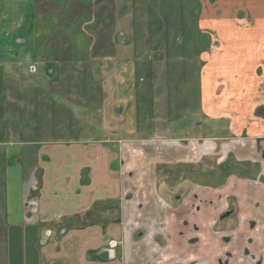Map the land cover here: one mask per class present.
I'll list each match as a JSON object with an SVG mask.
<instances>
[{
	"label": "crops",
	"instance_id": "0c3cea01",
	"mask_svg": "<svg viewBox=\"0 0 264 264\" xmlns=\"http://www.w3.org/2000/svg\"><path fill=\"white\" fill-rule=\"evenodd\" d=\"M48 1L61 27H48V17L37 22L35 0H0V21L11 25L0 31V264H215L226 256L231 264H251L252 256L264 264V0H196L197 30L172 31L176 43L165 45L162 56L154 45L143 51L138 31L127 35L130 44L119 33L116 45L109 41L113 30L62 29L73 17L94 22L101 0ZM116 1L124 12L126 0ZM98 37L107 40L99 45ZM74 53L100 56L81 61ZM35 57L33 85H22V100L10 97L3 77L10 83L13 70L28 71ZM168 67L194 75L197 67L196 91L184 90L189 76L180 82L183 92L162 78L151 90L137 87L140 71ZM83 69L101 71L99 83L87 78L84 96L73 88L77 78L66 92L53 77ZM49 82L71 106L55 105L44 92ZM36 84L45 89L33 97ZM71 107L88 110H81V122L66 117ZM36 108L52 128L41 132L76 136L23 139L32 134ZM229 154L238 169L215 176ZM212 157L208 183L191 184L182 173L167 185L174 168ZM231 229L234 236L223 241Z\"/></svg>",
	"mask_w": 264,
	"mask_h": 264
},
{
	"label": "rangeland",
	"instance_id": "374dc122",
	"mask_svg": "<svg viewBox=\"0 0 264 264\" xmlns=\"http://www.w3.org/2000/svg\"><path fill=\"white\" fill-rule=\"evenodd\" d=\"M46 1V4H45ZM36 2V6H35V18L37 20V22L39 23L42 18L48 17L47 19V26L50 28H55L57 27H61V22L59 24V22H57V18H54V14H56V7L53 6V4H49L50 2L48 0H35ZM100 1H98L97 3H95L94 5V12L96 15L95 16V20L94 22L91 23V21L89 20H84V18L87 16H79L78 20L76 17H73V19L71 21L67 22L68 25V29H65L64 27H62L63 30H72L74 29L75 32L82 33L83 31H94L98 34V32L104 30H113V32L115 33V37L114 38H109L110 42H113L114 44L117 45V43H120V38L119 35L122 34L124 36H122L124 39V43L125 44H130V42L134 41L131 39V37H127V35H130L132 32H136L138 31V34H140L141 36L138 37L137 39H135V42L139 43L140 47H143V51L146 50L149 51V48H152L153 45L155 46L153 51L155 52V54L157 56H162V54H160V52H162L164 50L165 45H168L170 42L171 43H176L175 40H173V37L171 38L170 33L172 31H177L178 34L182 35L183 33L186 32H190V31H195L197 30V22H196V9L198 8L196 5V0H126L125 2V8L123 9L124 12H126V16H125V22H124V12L120 11V7L121 4L119 5L118 1H113L111 4L110 2H106L102 1L103 3L102 5L99 4ZM210 2L212 3V0H210ZM38 4V5H37ZM6 7L2 10L5 11ZM10 10V9H9ZM28 11V8H27ZM1 12V11H0ZM26 12V11H24ZM32 13L29 12L28 15H30ZM76 13V10L75 12ZM91 17V15H90ZM3 18H7V17H3ZM9 18V16H8ZM11 18H13V21L16 22V18L17 15H12L11 14ZM80 19V21H79ZM31 20L30 18H28V21ZM9 20H4L2 19L0 21V31L4 32V29H8L9 24L8 23ZM11 21L10 24H13L14 22ZM2 22V23H1ZM13 22V23H12ZM18 22V21H17ZM26 24L21 23L23 25H26V27L28 26L27 21H24ZM30 22V21H29ZM22 25V26H23ZM3 30V31H2ZM120 33V34H119ZM150 33H152V35H154L155 33L158 34V37L156 39H150L149 35ZM39 34L41 35V33L39 32ZM43 34H47L46 30ZM147 35V36H146ZM3 36V35H2ZM100 36V35H99ZM7 38H5L6 41ZM14 38H10L8 37V43H12L14 40ZM13 40V41H12ZM44 40V39H43ZM64 40L69 41V38H65ZM89 41V39H87ZM87 40H82V43H80L79 45V49H84V46L87 42ZM97 42H99V45H103V41L107 40L104 38H97L96 39ZM132 40V41H131ZM97 46V45H96ZM181 50V47L180 49ZM94 51H97L96 49H94ZM93 51V52H94ZM100 52V51H99ZM176 52V51H175ZM181 52V51H179ZM177 53L178 56H180L181 53ZM150 55V54H148ZM87 55L85 54H77L74 53L72 54V59L74 60V58H77V60H81V61H88L89 59L86 58ZM99 57L100 53H97V55H91L89 56L90 59L93 57ZM196 54L190 55L191 60H196L198 56H196ZM23 60V59H22ZM32 60V61H31ZM29 59V68L28 71L26 69H24L21 66V69L19 70H13V73L11 75V82H8V77H3V79L5 80L6 86L8 87V89H10V97H11V93L14 92V94H16L15 98L18 100H22L23 99V95H24V87L22 89V85H25L26 81H30L31 84L32 83V79L33 77L36 75L37 72V57H35V59ZM21 61V59H20ZM27 61V59H26ZM33 65L35 66L36 69L31 68V66L33 67ZM196 66V65H195ZM197 69V67H196ZM196 69L194 70V73L192 74L191 71H187L186 69H182V70H174L171 67L166 70L163 71H159L157 73H154L155 71H151V74H147L148 70H143L140 71L138 74V76L136 77V81H137V87L139 88H143V87H147L148 90H151V88L154 87V84H156V80L157 82H161L162 80L160 78L163 79V82L168 86V88H172L171 86V82L173 80L174 83V89L177 90L178 92H183V87L181 86V80L183 79H187L186 77L189 76V79H191L188 82V85L184 87L185 92H195L196 91V87L192 85L191 81H192V77L196 76L197 72ZM34 72V73H33ZM46 72H50L49 70H47ZM45 72V77H48V75ZM150 72V71H149ZM93 71L92 70H59V71H55L54 76L55 78L60 79L63 84L65 85V87H63V90L68 92L69 90V86H68V80L72 79L74 80L75 78H77V86H73V88H77L78 89V94L80 95H85L86 93V86L84 84L87 83V78L89 80V78L91 79V76H93L95 78V82L99 83V78H100V74L101 71H95V73L92 75ZM14 74V76H13ZM50 78V77H49ZM37 82V81H36ZM67 82V83H66ZM89 82V81H88ZM52 82H49L48 84H46V90L45 86L42 87V85H37V88H34L33 91L30 93V95H33V97H36V91L39 92H44L47 93L48 96H51V100L55 102V105L57 104H61V105H67V106H71L70 103L62 101L61 97L51 93V91L54 90V87L50 86L49 84ZM67 84V85H66ZM31 85V86H32ZM89 88V87H88ZM94 88H97V86H94ZM180 89V90H179ZM158 93L162 92V87L157 91ZM21 93L23 95H21ZM99 93V92H98ZM28 95V93H26ZM138 94V93H137ZM139 95V94H138ZM6 100V101H5ZM3 102L6 103L7 98H3ZM23 101H21L20 103L17 104L18 107V111L19 108H21V106H24V103H22ZM81 107H85L81 105ZM100 107H96V109H99ZM87 112L88 110L85 108H76L74 107V109L71 107L70 112H66V117L69 118L71 115V117H75L76 119H78L80 122L82 121V118H80L79 116L81 115L82 111ZM54 119L55 118V114L53 115ZM58 117V116H57ZM30 129L32 130V134L29 135H23V139H30V140H35V141H43V140H55L57 138H66V137H75L76 135H67L64 133L61 134H55V133H50V132H41L42 127L44 126V129H50L51 131V127L49 126V123L46 122V120L39 118L38 117V113H37V108L35 109V113H34V117L32 118V120H30ZM46 122V123H45ZM50 125H54V123L51 122ZM66 131V129H63V132ZM96 136V135H93ZM228 162L225 168H223L221 171L216 169V175L213 174L214 173V168H213V162L215 161V158H207L204 159L201 163L194 164V166H189V167H185L182 168L181 167H176L174 168V171L172 172V174L170 173V175H174V176H169V178L167 179L168 181L166 182L168 186H173L174 184H176L179 179L181 178V176L183 174H185L186 177L189 178V181L191 184H195V183H208V181L211 180L210 176L213 174L215 176H217L218 174H220L223 178L225 177L223 175V172H229V170H231V172H236L234 171L238 169L237 166L235 164H232L233 166L231 167L230 163L231 162V154L228 155ZM226 158V160H227ZM212 165H211V164ZM230 168V169H228ZM225 170V171H224ZM183 173V174H182ZM167 176V175H165ZM184 176V177H185ZM178 189V188H176Z\"/></svg>",
	"mask_w": 264,
	"mask_h": 264
},
{
	"label": "flooded vegetation",
	"instance_id": "af4514ba",
	"mask_svg": "<svg viewBox=\"0 0 264 264\" xmlns=\"http://www.w3.org/2000/svg\"><path fill=\"white\" fill-rule=\"evenodd\" d=\"M231 213H232V210H226V211H224L223 213H221L220 215H219V222L221 223L226 217H228V216H230L231 215ZM250 228H253V226H254V223H250ZM218 232V231H217ZM227 233H229V235L227 234ZM260 233H261V237H262V241H264V226H262L261 227V229H260ZM225 236L223 237V241H225V242H228V241H230L231 240V236H234V234H235V230L234 229H231V230H227L226 232H225ZM245 252H247V250L245 251ZM243 256L245 255V253H243L242 254ZM245 256H251L250 255V253L249 252H247V254L245 255ZM252 260L250 261L251 262V264H263V260L261 259V257L259 258V257H253L252 256ZM232 258H229V256H226V257H224V258H219V259H217L216 260V262H215V264H231L232 263ZM188 264H194V263H188Z\"/></svg>",
	"mask_w": 264,
	"mask_h": 264
},
{
	"label": "trees",
	"instance_id": "16d2710c",
	"mask_svg": "<svg viewBox=\"0 0 264 264\" xmlns=\"http://www.w3.org/2000/svg\"><path fill=\"white\" fill-rule=\"evenodd\" d=\"M225 167H226V166H224V168H225ZM228 169H230V168H228ZM222 171H223V170H222ZM224 171H225V170H224ZM229 173H230V170H229V172H227V173H226V172H223V175H224V176H227Z\"/></svg>",
	"mask_w": 264,
	"mask_h": 264
}]
</instances>
